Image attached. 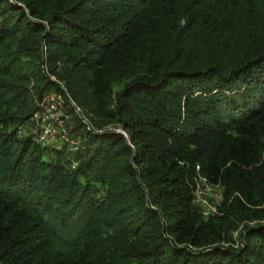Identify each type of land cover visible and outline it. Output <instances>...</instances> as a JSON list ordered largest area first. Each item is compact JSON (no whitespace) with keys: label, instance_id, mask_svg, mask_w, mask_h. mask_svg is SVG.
<instances>
[{"label":"trees","instance_id":"16d2710c","mask_svg":"<svg viewBox=\"0 0 264 264\" xmlns=\"http://www.w3.org/2000/svg\"><path fill=\"white\" fill-rule=\"evenodd\" d=\"M0 264H264V0H0Z\"/></svg>","mask_w":264,"mask_h":264},{"label":"rangeland","instance_id":"374dc122","mask_svg":"<svg viewBox=\"0 0 264 264\" xmlns=\"http://www.w3.org/2000/svg\"><path fill=\"white\" fill-rule=\"evenodd\" d=\"M49 104H54L56 110L50 113L41 111L37 112V114L35 115V120H37L39 124L41 121V115H49L50 118L56 117V121L51 122L52 124H54V129H56L58 133L56 136V141L54 142L58 141L62 144L66 142H69V144H77V139L72 138L73 136H71V132L76 127L75 118L78 117L84 121V116L82 115V113L74 105L73 107L76 112L68 111L69 107L65 106L66 103L64 101V98L60 96L57 97L55 94H51L49 98H47V100L40 104V107L42 108ZM64 116L66 118L63 119ZM200 188L201 189L196 194L195 204L201 209L203 215H209L210 212L215 211V206L220 200L221 189L208 187L203 183H201Z\"/></svg>","mask_w":264,"mask_h":264},{"label":"built area","instance_id":"2783aa9c","mask_svg":"<svg viewBox=\"0 0 264 264\" xmlns=\"http://www.w3.org/2000/svg\"><path fill=\"white\" fill-rule=\"evenodd\" d=\"M55 109V105L54 104H49L44 106V109L41 112H54ZM53 117V116H52ZM41 121L39 123V129H37V134L35 136V141L37 143H43V142H54L56 141V136H57V131L54 126V124H52V121H56L55 119H57L56 117L54 118H50L49 115H41Z\"/></svg>","mask_w":264,"mask_h":264}]
</instances>
